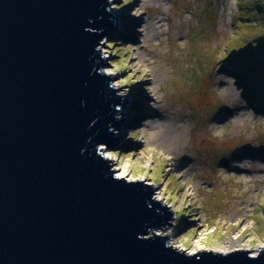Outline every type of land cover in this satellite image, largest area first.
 <instances>
[{
  "label": "water",
  "instance_id": "1",
  "mask_svg": "<svg viewBox=\"0 0 264 264\" xmlns=\"http://www.w3.org/2000/svg\"><path fill=\"white\" fill-rule=\"evenodd\" d=\"M104 38L139 45L110 0H0V264H264L156 232L157 186L109 164L147 116L101 72Z\"/></svg>",
  "mask_w": 264,
  "mask_h": 264
},
{
  "label": "rangeland",
  "instance_id": "2",
  "mask_svg": "<svg viewBox=\"0 0 264 264\" xmlns=\"http://www.w3.org/2000/svg\"><path fill=\"white\" fill-rule=\"evenodd\" d=\"M110 1V13L134 21L137 0ZM148 1L152 10L140 18L163 20L148 27L145 38L137 35L147 51L105 38L101 72L139 106L135 55L143 66L146 59L163 66L155 89L164 117H147L109 164L157 186L158 202L171 213L168 237L185 252L200 243L229 249L225 253L247 247L256 256L264 250V112L245 96L234 75L237 61L229 57H255L264 77V0ZM232 165L249 166L251 174ZM189 184L193 190L185 193Z\"/></svg>",
  "mask_w": 264,
  "mask_h": 264
},
{
  "label": "bare ground",
  "instance_id": "3",
  "mask_svg": "<svg viewBox=\"0 0 264 264\" xmlns=\"http://www.w3.org/2000/svg\"><path fill=\"white\" fill-rule=\"evenodd\" d=\"M148 2H149L148 0H137V2L134 4V6L132 7V10H131V12L134 13V16L136 17L134 19L135 29L137 28V30H138V28L142 27L144 24L146 25L145 28L142 29V31L138 32L136 30L137 35H139L143 38H145L147 33H148L147 32L148 27L152 26L153 24L155 26H157L158 24H161V22L163 20L161 18L158 19V17L153 16L152 19L150 20L149 24H148V20L140 18L139 15H140V12L142 10L147 12V13L152 10L151 9L152 6L149 5ZM110 4H111V1H110ZM142 22H144V23L142 24ZM138 42L141 45V43L144 41H140V39H138ZM140 49L142 51H147V47L145 44H142L140 46ZM145 62H146V66L141 65L140 57H138L136 55L132 61V67L134 70V74H136L137 78L139 79V85H140L139 87L143 91V92H140V95H141L140 105L136 106V107L143 114H145L147 117H149L152 120L162 119L164 117L163 112H165V110L162 109V107L160 105L163 103V101H162V98L160 96H158V91H156L155 87L162 80V77L165 74V70H164L163 66L154 68L153 65L155 63L151 60L146 59ZM146 67H149V69H147ZM104 73L106 75V73H108V72L105 71ZM115 89H117V88H115ZM117 90H119V89H117ZM122 95L124 96V94H122ZM128 100L131 102L130 99H128ZM143 147H144V145H143ZM171 153L173 154L174 151H171ZM240 160H242V158H240V157L235 158V161H240ZM231 169L234 171H238V172H240V171L246 172L248 174L249 173L251 174V171H252V169L249 166H242V165H237V166L232 165ZM117 172L121 173V174L123 173L124 175H127L129 177H132V176H130V174H126L127 173L126 168H124V169L119 168V170ZM132 178H134V177H132ZM193 187L194 186L192 184L186 185V187H184L183 191L185 193H189L191 190H193ZM162 198H163L162 193L160 191L159 192L157 191L156 200L159 201V200H162ZM167 211H169V210L167 209ZM170 229L171 228L169 226L165 229H160V232H161V234L168 237L170 232H171ZM168 238H167V242L171 248H174V249L180 250V251H186V249L181 244L176 243L175 240H173L170 237H168ZM238 250L247 251L248 249H247V247H243V248H240ZM199 251H213L215 253H225V252L229 251V249H227V248L225 249V248H221V247H215L214 249L209 250L204 245H202L200 243H196V245L193 248H191L189 250V252H187V253H194V252H199ZM253 256H255V254H253Z\"/></svg>",
  "mask_w": 264,
  "mask_h": 264
},
{
  "label": "trees",
  "instance_id": "4",
  "mask_svg": "<svg viewBox=\"0 0 264 264\" xmlns=\"http://www.w3.org/2000/svg\"><path fill=\"white\" fill-rule=\"evenodd\" d=\"M237 61L234 75L237 83L245 88V96L256 110L264 112V77L254 66L255 57L245 58L238 55H231L229 59Z\"/></svg>",
  "mask_w": 264,
  "mask_h": 264
},
{
  "label": "snow or ice",
  "instance_id": "5",
  "mask_svg": "<svg viewBox=\"0 0 264 264\" xmlns=\"http://www.w3.org/2000/svg\"><path fill=\"white\" fill-rule=\"evenodd\" d=\"M123 174V173H122Z\"/></svg>",
  "mask_w": 264,
  "mask_h": 264
}]
</instances>
